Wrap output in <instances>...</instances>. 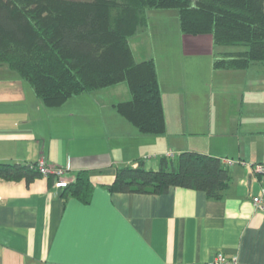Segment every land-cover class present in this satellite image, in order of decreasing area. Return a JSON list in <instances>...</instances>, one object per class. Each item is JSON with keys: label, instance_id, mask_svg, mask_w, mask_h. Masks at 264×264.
<instances>
[{"label": "crops", "instance_id": "0c3cea01", "mask_svg": "<svg viewBox=\"0 0 264 264\" xmlns=\"http://www.w3.org/2000/svg\"><path fill=\"white\" fill-rule=\"evenodd\" d=\"M163 10L150 9L147 16L155 19ZM177 35L174 48H154L139 33L130 43L140 60L152 58L156 66L165 122L160 134L140 133L116 111L114 104L128 99V87L116 83L50 107L27 81L0 65V162L43 158L68 164L66 180L89 170L93 184L84 203L62 197L61 187L46 177L28 184L0 178V264H193L218 251L235 255L240 264H264V210L252 203L264 187V173L255 169L264 166V121L243 122L241 113L231 114L227 123L217 112L206 116L204 102L195 96L200 75L183 77L179 67L186 57L195 63L205 57L215 73L216 47L208 34L179 29ZM250 66L264 72V64ZM185 87L188 95L180 92ZM169 90L175 105L170 109L164 97ZM210 96L214 102L215 93ZM182 151L230 160L224 163L229 180L220 198L180 186L155 194L105 187L120 165L142 159L156 169L161 156Z\"/></svg>", "mask_w": 264, "mask_h": 264}, {"label": "trees", "instance_id": "16d2710c", "mask_svg": "<svg viewBox=\"0 0 264 264\" xmlns=\"http://www.w3.org/2000/svg\"><path fill=\"white\" fill-rule=\"evenodd\" d=\"M175 8L179 29L186 35L208 34L218 50L213 67L242 69L264 64V0H0V65L27 81L46 106L125 82L130 97L114 104L116 111L140 133L164 132V110L152 58L137 60L131 38L148 23L150 9ZM46 177L37 162H0V178ZM229 180L219 157L182 151L159 158L158 168L136 164L116 168L105 185L113 192L165 193L180 186L220 198ZM93 184L90 172L76 171L60 194L88 203Z\"/></svg>", "mask_w": 264, "mask_h": 264}, {"label": "rangeland", "instance_id": "374dc122", "mask_svg": "<svg viewBox=\"0 0 264 264\" xmlns=\"http://www.w3.org/2000/svg\"><path fill=\"white\" fill-rule=\"evenodd\" d=\"M162 12L163 13H158L159 17H156V20L154 17L149 18L147 16L149 18L147 26L138 31L133 37L139 33L143 39H152L149 40V42L153 43L154 48L161 45H169L171 48H174V44L178 42L176 38L178 37L177 30H179L177 9H164ZM162 20H164V22H162ZM132 38L130 43L133 42ZM219 47H223L222 50H239L244 48V46H216L215 52L221 49ZM135 49L134 47L135 57L140 60L139 49L136 51ZM196 61L198 62L188 61V57H186L183 61L184 66L181 64L179 67V72L183 77L200 75L201 81L199 82L200 89L198 91L200 94H195V96H198V99H196L197 103L198 101L199 103H202V101L204 102L200 106L204 108L206 116L210 114L214 115L217 112L219 118L227 123V117L231 114L241 113L243 122L246 120L251 123L264 121V72H261L258 66H250L242 69L216 68L215 73H213L211 71L212 67H209L205 57H202V60L199 58V60ZM199 62L200 67L198 69L197 66H199ZM221 76H223V79ZM118 85L127 88L124 82H119ZM186 89L189 88L185 87V89L180 90V92L188 95L189 91L187 92ZM204 91L205 93L202 94ZM127 92L129 98L130 94L128 89ZM212 92L216 95L214 102H211L210 99ZM171 93L169 90V92H165L164 94L165 99H167L166 107L168 109L175 106L173 103H170ZM101 96L108 98L109 94L103 91ZM188 102V100H185L184 105ZM242 109L246 111L240 112ZM225 138L228 137L225 136ZM230 138H232V136H230ZM233 143L237 145L236 141H233Z\"/></svg>", "mask_w": 264, "mask_h": 264}, {"label": "built area", "instance_id": "2783aa9c", "mask_svg": "<svg viewBox=\"0 0 264 264\" xmlns=\"http://www.w3.org/2000/svg\"><path fill=\"white\" fill-rule=\"evenodd\" d=\"M169 156V154H168ZM37 167L43 176L48 174H55L58 176L56 178L54 185L56 187H61L66 183V179L63 178L65 170L69 169L68 164L65 166L51 165L48 164L43 158L38 159ZM230 160L223 159V163H229ZM255 169L257 172L264 173V166L262 164H255ZM252 203L256 208L264 210V187L261 189L259 194L252 196ZM193 264H240L238 258L235 255H226L222 251L216 252L209 260L193 263Z\"/></svg>", "mask_w": 264, "mask_h": 264}]
</instances>
